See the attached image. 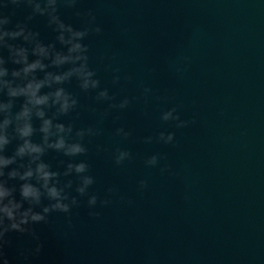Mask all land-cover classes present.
I'll return each mask as SVG.
<instances>
[{
  "label": "water",
  "instance_id": "1",
  "mask_svg": "<svg viewBox=\"0 0 264 264\" xmlns=\"http://www.w3.org/2000/svg\"><path fill=\"white\" fill-rule=\"evenodd\" d=\"M78 7L94 9L103 29L85 41L101 85L132 97L143 82L162 99H150L147 114L141 99L119 120L108 117L99 125L103 134L87 145L92 190L103 196L115 186L113 203L97 205L98 218L82 203L72 210L71 228L63 213L32 225L43 245L38 255L31 254L36 241L30 236L9 233V264H264V0H82ZM25 14L18 9L14 19ZM60 14L79 26L73 10ZM30 26L45 42L54 38L43 17ZM106 64L133 80L113 86ZM177 67L186 71L178 74ZM65 87L77 96L80 115L61 119L76 127L95 124L87 110L91 94L81 93L75 80ZM173 105L195 123L161 122L160 111ZM120 125L132 129L129 140L113 137ZM160 130L175 133V146L142 142ZM97 143L109 152L97 153ZM116 144L133 160L115 166L110 151ZM153 153L166 155L172 175L144 165ZM44 159L56 168L65 158L49 152ZM140 179L148 186L137 191Z\"/></svg>",
  "mask_w": 264,
  "mask_h": 264
},
{
  "label": "clouds",
  "instance_id": "2",
  "mask_svg": "<svg viewBox=\"0 0 264 264\" xmlns=\"http://www.w3.org/2000/svg\"><path fill=\"white\" fill-rule=\"evenodd\" d=\"M81 3L82 0H0V264H9L4 251L10 244L9 233L30 236L36 241L31 254L38 255L43 245L32 225L48 223L53 213H63L71 228L72 210L82 203L94 218L101 215L97 205L107 207L113 203L112 197L118 193L115 186L107 187L103 196L92 190L96 178L87 160V145L103 134L99 125L108 117L119 120V114L141 99L143 114H147L149 100L162 99L143 82L138 84L139 96L132 97H118L101 85L96 69L90 66V50L85 41L102 34L103 29L97 23L95 10H82L78 7ZM21 8L26 14L22 19H14ZM61 8L73 10V15L79 18L78 27L65 22ZM36 17L44 18L46 27L54 33L52 40L45 42L40 32L30 26ZM105 70L112 73L111 84L115 87L122 89L133 80L131 74L121 77L118 66L106 64ZM175 71L180 74L186 68L177 67ZM73 80L81 93L91 94L94 105L87 110L96 115L95 124L76 127L71 119L67 122L61 119L73 113L77 118L80 115L77 96L65 87ZM95 105L104 107L98 110ZM159 119L165 124L171 122L175 128L195 123L194 117L182 119L176 105L162 109ZM36 135L38 141L33 139ZM112 135L127 141L133 131L120 125L113 129ZM141 139L145 144L175 146L173 131L160 130ZM9 145H14L10 152ZM95 150L109 152L99 143ZM49 152L59 153L65 159L53 168L44 159ZM110 157L117 167L134 158L120 144L111 149ZM143 163L148 168H158L162 175L173 174L163 153L146 155ZM147 186V179L137 181V191ZM119 199L128 205L133 203L123 195Z\"/></svg>",
  "mask_w": 264,
  "mask_h": 264
}]
</instances>
